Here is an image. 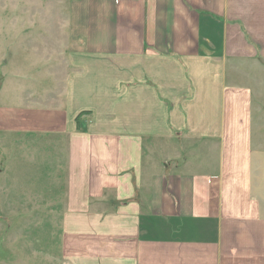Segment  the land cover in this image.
Segmentation results:
<instances>
[{
	"label": "crops",
	"instance_id": "0c3cea01",
	"mask_svg": "<svg viewBox=\"0 0 264 264\" xmlns=\"http://www.w3.org/2000/svg\"><path fill=\"white\" fill-rule=\"evenodd\" d=\"M63 44L0 88V135L64 158L45 264H264V0H73Z\"/></svg>",
	"mask_w": 264,
	"mask_h": 264
},
{
	"label": "rangeland",
	"instance_id": "374dc122",
	"mask_svg": "<svg viewBox=\"0 0 264 264\" xmlns=\"http://www.w3.org/2000/svg\"><path fill=\"white\" fill-rule=\"evenodd\" d=\"M72 1L0 0L1 89L10 70L30 71L31 58L28 62L18 58L25 51H44L49 55L46 65L55 70L60 68L58 57L67 54L63 43L68 34ZM208 145L213 152L211 155L208 150L206 163L194 155L190 158L191 163L196 162L193 166L197 170L200 167L210 170L217 163L218 145ZM191 150L196 153L197 145L192 144ZM56 152L48 138L16 143L8 142L6 134L0 135V264H45L50 260L47 253L53 256L59 253L66 196L49 188L50 183L61 184L65 176L64 166H59L64 165V158Z\"/></svg>",
	"mask_w": 264,
	"mask_h": 264
},
{
	"label": "built area",
	"instance_id": "2783aa9c",
	"mask_svg": "<svg viewBox=\"0 0 264 264\" xmlns=\"http://www.w3.org/2000/svg\"><path fill=\"white\" fill-rule=\"evenodd\" d=\"M116 3H118L120 0H114Z\"/></svg>",
	"mask_w": 264,
	"mask_h": 264
},
{
	"label": "trees",
	"instance_id": "16d2710c",
	"mask_svg": "<svg viewBox=\"0 0 264 264\" xmlns=\"http://www.w3.org/2000/svg\"><path fill=\"white\" fill-rule=\"evenodd\" d=\"M78 118H79V116H78ZM78 118H77V119H78Z\"/></svg>",
	"mask_w": 264,
	"mask_h": 264
},
{
	"label": "bare ground",
	"instance_id": "6f19581e",
	"mask_svg": "<svg viewBox=\"0 0 264 264\" xmlns=\"http://www.w3.org/2000/svg\"><path fill=\"white\" fill-rule=\"evenodd\" d=\"M84 122V121H83ZM264 203V202H263Z\"/></svg>",
	"mask_w": 264,
	"mask_h": 264
}]
</instances>
